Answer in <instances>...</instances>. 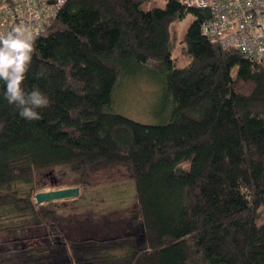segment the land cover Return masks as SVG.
I'll list each match as a JSON object with an SVG mask.
<instances>
[{
    "label": "trees",
    "instance_id": "1",
    "mask_svg": "<svg viewBox=\"0 0 264 264\" xmlns=\"http://www.w3.org/2000/svg\"><path fill=\"white\" fill-rule=\"evenodd\" d=\"M181 1L68 0L35 40L24 84L49 106L27 121L0 97V264H264V62L204 36L210 13ZM137 69L164 72L167 122L117 111ZM98 163L131 172L143 244L135 230L68 237L59 202L37 204L46 174L83 186Z\"/></svg>",
    "mask_w": 264,
    "mask_h": 264
},
{
    "label": "rangeland",
    "instance_id": "2",
    "mask_svg": "<svg viewBox=\"0 0 264 264\" xmlns=\"http://www.w3.org/2000/svg\"><path fill=\"white\" fill-rule=\"evenodd\" d=\"M165 6L168 0H156ZM181 2H184L183 0ZM193 21L190 14L179 24V38ZM174 57L178 67L185 66L189 57L177 45ZM116 92V109L123 116L142 124L167 122L171 102L167 96L166 80L161 70L137 69L121 81ZM68 171L57 177L46 174L42 191L60 188H80V195L72 200L59 201L57 216L68 237L117 236L135 230L141 239L142 223L134 216L137 188L126 166L98 163L87 172L86 185L82 176ZM53 177V178H52ZM51 184V185H50ZM141 243L144 240L141 239Z\"/></svg>",
    "mask_w": 264,
    "mask_h": 264
},
{
    "label": "built area",
    "instance_id": "3",
    "mask_svg": "<svg viewBox=\"0 0 264 264\" xmlns=\"http://www.w3.org/2000/svg\"><path fill=\"white\" fill-rule=\"evenodd\" d=\"M190 8L206 10L204 36L246 58L264 62V0H183ZM68 0H0V34L17 24L28 25L35 40L53 27Z\"/></svg>",
    "mask_w": 264,
    "mask_h": 264
},
{
    "label": "clouds",
    "instance_id": "4",
    "mask_svg": "<svg viewBox=\"0 0 264 264\" xmlns=\"http://www.w3.org/2000/svg\"><path fill=\"white\" fill-rule=\"evenodd\" d=\"M35 36L25 24H17L0 34V97L14 106L20 118L27 121L41 119L40 110L50 104L49 97L38 87L26 88L27 78L33 61ZM45 75L35 74L36 79Z\"/></svg>",
    "mask_w": 264,
    "mask_h": 264
},
{
    "label": "water",
    "instance_id": "5",
    "mask_svg": "<svg viewBox=\"0 0 264 264\" xmlns=\"http://www.w3.org/2000/svg\"><path fill=\"white\" fill-rule=\"evenodd\" d=\"M80 195V188H60L39 192L35 196L37 204H46L51 202L68 201L77 198Z\"/></svg>",
    "mask_w": 264,
    "mask_h": 264
}]
</instances>
